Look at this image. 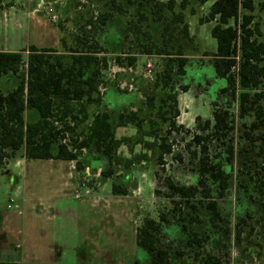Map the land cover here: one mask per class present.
Wrapping results in <instances>:
<instances>
[{
  "label": "rangeland",
  "instance_id": "1",
  "mask_svg": "<svg viewBox=\"0 0 264 264\" xmlns=\"http://www.w3.org/2000/svg\"><path fill=\"white\" fill-rule=\"evenodd\" d=\"M31 1L32 4L36 2ZM123 1L44 0L42 6H37V14L27 16L23 15L21 10L15 19L27 27L29 24L27 35L32 38L38 34L34 16L40 15L56 23L61 33L60 45L58 49L53 48L56 51L47 52L46 55L51 62L58 63L61 60L66 66L72 63L70 49L76 47V35L80 33L86 21L100 11L114 8V2L119 5ZM214 1L201 3L199 0H186V7L182 8L183 0H176L177 10L184 12L192 39L185 42V53L188 57L186 74H179L175 65L172 83L176 93H181L179 109L182 111L181 121L184 125L190 126L196 116L202 118L201 125L204 120H212L215 102L230 113L233 129L228 137L224 141L212 138L202 141L209 146L211 160L221 163L230 175L229 187L224 196H219L217 183L212 180L208 181V188L213 197L201 198L198 195L186 203L177 195L168 196L169 189L165 182L167 175L184 182L196 177L195 183L197 182L200 146L193 142L192 137L195 134H207L211 130H202L196 124L193 128L186 127L190 132L173 130L169 133V121L157 114L162 105L159 97L156 98L155 108L149 109L145 104L141 108V115L146 120L144 128L151 130L153 127L154 132L153 135L148 132L145 139L153 141L156 136L159 140L164 137L167 139L165 142L172 145V153L164 155L160 162L155 156L159 171L158 196L152 184L155 174V160L152 155H156L159 150L155 147V150H150L151 157L143 153V145L136 142L137 126L131 125L117 132L127 138L117 149L119 163L123 166L129 163L123 179L131 188L126 198L114 196V180L110 178L96 177L97 186L94 187L91 185L95 183V178L82 177L81 181L85 182L82 184L80 175L69 173L68 161H55L64 166L58 170L53 168L55 163L51 160L25 158L23 147L16 153L15 159L8 160L10 163L0 169V216L2 219L8 218L6 223H1L0 220V261H32L30 254L33 250L23 243V238L28 239L29 232H37V238L34 235L33 238L42 244L38 246L42 254L40 259L52 261L53 257L58 256V260L67 264H133L134 257H138L140 261L146 258L145 252L136 245L137 227L144 225L148 219H157L156 221L160 222V215H165L167 222H161L165 231L160 229L157 234L158 250L155 255H158L161 249H169L173 253L170 264H199L201 258L208 254L220 257L221 264H264V140L258 138L261 130L251 127L256 104L252 103L248 111L242 113L238 100L240 90L237 87L235 92H224L222 87L226 85V79L218 77L215 72L213 54L217 50V40L212 36V28L216 20L208 21L207 18ZM254 1L255 8L250 12L254 15V20L250 27H258L254 37L263 41L264 13L259 8L261 0ZM0 3L6 7L10 6L13 0H0ZM135 7L136 4L129 5L125 16L116 13L112 22L104 28L91 31L92 35L88 37L87 42V45H91L92 36H95L108 49V66L101 70L99 92L101 96L107 95V102L115 106L111 112L108 111L114 122L121 111H132L129 108H120L119 101L122 100L123 106L140 102L141 94L131 93V90L136 87L141 90L154 80L155 75L162 73L163 64L168 59H176L174 46L181 40V35L176 34L174 46L169 50L173 52L171 55H141L134 67L119 65L115 58L122 51L132 54L136 52L134 32L130 31L127 39L123 33L126 19L137 18ZM50 8L58 15L55 21L51 18ZM245 12L249 13L241 10V14ZM14 14L12 10L7 12L10 19ZM3 23L7 25V22L1 20V28ZM47 24L54 27L48 20ZM148 28V23H144L143 29ZM159 28L160 23H152L153 35H159ZM50 38L44 43L51 42L53 38ZM62 39L65 40L66 46L63 45ZM2 47L7 46L0 42V48ZM27 55L24 54L25 60ZM148 61L153 64L152 77L146 76ZM94 68L95 65H91L88 74H91ZM25 69L26 66L22 65L20 72ZM234 71H237L236 67ZM19 74L2 76L1 89L6 92L15 88L20 80ZM130 83L132 88H129ZM185 84L189 85L190 89L182 93L180 87ZM261 89L262 87L257 91ZM73 105L75 110L72 114L78 117L76 120L71 114L63 121L55 122L60 129L66 124L73 128V131L63 132L65 139L62 141L69 145L74 139L77 140L76 145L84 140L91 122V119L84 120L82 113H78V102H73ZM169 105L170 103H167L165 109L171 110ZM104 109L105 107L101 106L99 111ZM33 111L37 114L35 109ZM169 116H172V112L167 114V117ZM31 118L27 116L28 120ZM70 149L75 150L76 146L71 145ZM89 149L85 147L77 150L82 164L84 154ZM195 151H198V154H195ZM97 155L86 157L91 168L94 169L99 164L105 168L111 166L112 162L105 155ZM143 158L146 159L145 162H142ZM117 167L116 163V169ZM10 198H13L12 202ZM199 199H203V202L198 203ZM211 200L217 202L221 213V218L215 221H212V211L207 207ZM180 201L182 202L178 203ZM8 204L12 207L8 208ZM192 204L196 207H192ZM184 225L190 227V231L184 229ZM53 231L55 238L51 237ZM192 231L197 232L201 243L188 244ZM48 240H51L49 247L59 250L57 255L46 251L48 245L44 246V243Z\"/></svg>",
  "mask_w": 264,
  "mask_h": 264
},
{
  "label": "trees",
  "instance_id": "2",
  "mask_svg": "<svg viewBox=\"0 0 264 264\" xmlns=\"http://www.w3.org/2000/svg\"><path fill=\"white\" fill-rule=\"evenodd\" d=\"M201 3L207 0H199ZM186 0L182 2V8L186 7ZM136 4V19H126L124 35L127 39L130 31L135 34V53L122 51L117 55L115 61L123 67H134L138 60V55H171L169 50L174 46L176 34H180V42L175 47L176 59H168L163 64L162 73L155 75L153 81L148 85L153 88H161L167 91L165 97H161L162 105L157 110L160 118L169 121L171 133L173 130L190 132L182 124H177V117L180 114L178 107V93L172 83V73L177 65V72L186 74L188 57L185 53L187 40L192 36L186 23L184 12L177 10L176 0H124L119 5L114 2V8H107L89 18L81 27L80 33L76 35V47H72V63L64 66L61 60L53 63L47 52L56 51L50 47H36L30 45L28 49L21 51H0V77L9 73L19 74V82L12 90L4 92L0 87V168L4 167L10 160L16 157V153L24 147V154L29 159H62L76 160V167L81 169L82 162L78 159L79 151L82 148L95 149L105 155L112 163H119L117 156L118 147L127 139L117 138L115 130L117 126L134 125L138 127L137 143L143 147L157 148V161L160 162L163 156L172 153V145L166 143V138L148 141L145 136L151 130L144 128L145 118L141 115V107L134 111H121L116 122L111 119L108 111H98L89 115L87 105L95 102L100 104L102 96L99 92L101 84L100 76L102 68L108 66V49L102 42L92 36L91 45H87L91 31L102 29L115 18V14L125 16L129 5ZM255 8L254 0H215L211 5L207 15L208 21L216 20L212 28V36L217 40V50L214 55V69L218 77L226 79V85L222 90L233 91L238 89L239 104L242 113H246L250 105L255 103L253 110L254 120L251 123L253 129H260L259 139L264 140V40L254 37L255 29L250 25L254 20L252 12ZM259 8L264 13V0L259 2ZM244 9L248 12L241 14ZM116 10V11H115ZM148 23V29H143V24ZM152 23H160L159 35L152 33ZM88 27L90 29H88ZM124 39V38H123ZM63 45L66 42L62 39ZM123 43V40H122ZM123 44H121V47ZM27 51V59L24 54ZM100 54H104L101 55ZM129 55V56H128ZM22 65L26 66L20 72ZM91 65H95L91 74L88 70ZM236 67L237 71H234ZM260 87L262 89L257 91ZM189 85H182L181 91H187ZM157 96L153 93L145 94V105L155 108ZM73 101L81 104L77 108L78 113H82L83 119H91L88 133L84 140L77 144L74 139L70 144L76 146L75 150L70 149L69 144L63 142L65 131H73L71 125H64L63 129L55 125V122L63 121L74 112ZM170 103L171 110L165 109V105ZM35 109L38 114L36 121H28L25 118L26 110ZM141 110V111H140ZM172 112V116L167 114ZM76 120L78 117L73 115ZM196 124L202 130L211 131L207 134H195L193 142H197L199 149V166L197 169L199 178L195 184H180L170 175L165 177L166 186L169 189L170 197L179 196L180 200L189 202L190 198L198 195L201 198H210L211 192L208 188V181L217 183L218 194L223 197L229 187L230 175L226 172L221 163L211 160L209 146L202 143L210 138L224 141L233 126L230 121L228 109L220 108L215 102L213 107V119L204 120L197 116ZM153 126V121L151 122ZM202 144V145H201ZM232 152V147H229ZM155 150V149H153ZM157 152V151H156ZM198 154V151H195ZM144 156V155H142ZM197 156V155H195ZM111 163V164H112ZM129 166V163L126 164ZM114 172L109 167L103 175L109 176ZM159 178V171H156ZM113 192L126 194L128 188L125 185L113 183ZM168 192V191H167ZM156 193L160 191L157 188ZM182 201L178 202L181 203ZM199 199L198 203H202ZM192 207H196L192 204ZM207 207L212 211V221L221 218L218 204L215 200L207 203ZM175 208V207H174ZM161 222H167L165 215H160V222L155 219H148L146 223L137 229V244L139 249L148 252L151 256L142 260L140 264H165L170 258L169 249H161L158 255L157 234L161 229ZM184 229L190 231V227L184 225ZM192 236L188 239V244L201 243L197 232L192 231ZM153 256V257H152ZM155 256V257H154ZM0 264H62V263H30V262H4ZM199 264H221L220 257L215 254L203 256Z\"/></svg>",
  "mask_w": 264,
  "mask_h": 264
},
{
  "label": "crops",
  "instance_id": "3",
  "mask_svg": "<svg viewBox=\"0 0 264 264\" xmlns=\"http://www.w3.org/2000/svg\"><path fill=\"white\" fill-rule=\"evenodd\" d=\"M44 0H36V2L34 4H32L31 0H13V3L10 5V6H2L3 3H0V21L3 20V22H7V25H5L3 23V27L1 28V31H0V42H2L4 45H6L7 47H2L0 48V51H21L23 49H28V47L30 45H34L36 47H39V48H42V47H50V48H59V45H60V39H61V36H60V29L59 27L57 26L56 23H53L51 21L48 20L49 23H51L54 27H50L48 24H47V20L45 19V17L43 16H40V15H37V16H34L36 22H35V28L37 29L38 31V34H37V37H33L35 39H33L31 36L29 37L28 32H29V24H28V27L24 24H21L20 21H18L17 19H15L17 17V14H18V11H23V15H32V13H36L38 12V7L42 6L43 5V2ZM162 1H167V0H162ZM14 11L15 14L11 17V19L9 18V16L7 15V12L8 11ZM37 14V13H36ZM16 16V17H15ZM31 17V16H30ZM46 20V21H45ZM12 21V22H11ZM9 26V27H8ZM36 31V30H35ZM51 32V33H50ZM50 33L51 35V38L49 36ZM48 37L50 39H52L51 42L47 43L46 42L44 43L45 40L48 39ZM27 53V51L25 52ZM142 55H145V54H142ZM141 55H138V57H140ZM145 56H153V55H145ZM13 74V73H12ZM9 74H6V76H9ZM15 75V74H13ZM5 76V75H3ZM2 77V76H1ZM0 77V78H1ZM19 82V81H18ZM140 83V82H139ZM137 82V84H139ZM137 86V85H136ZM114 88V87H113ZM112 89V88H110ZM109 89V90H110ZM189 89H190V86H189ZM188 89V90H189ZM187 90V91H188ZM187 91H182L183 92H187ZM133 92H137L139 94H141V97L142 99H140V102L138 103H131L130 105L128 106H123L124 104L122 103V100L119 101L120 105H118L120 108L124 109V108H129L131 110H138L139 107H144V104H145V94L148 92V93H153L157 96V98H161V97H165L167 95V91L166 90H162L161 88H153L149 85H147L146 87H142L141 90L138 89V87L135 88V90H131V93ZM121 93V92H119ZM180 94H178V107H180L179 105V97H180ZM73 102H78V104L81 102L79 101H73ZM72 102V103H73ZM77 104V103H76ZM101 105L98 106L99 104L95 103V102H92L90 104L87 105V111L88 112H91V114H89L90 116H92L93 113H97L99 111V108L102 106L105 107L104 110L106 111H110L111 112V109L114 108L115 106H112L111 104H109L107 102V95L104 97L102 96V101L100 103ZM79 106V105H78ZM180 110V109H179ZM27 116H29L31 118V120H28L27 119ZM181 117H182V111H180V114L179 116L177 117L176 121L178 122V124H182V121H181ZM197 117V116H196ZM196 117L194 118V121L193 123L190 125V126H186L184 125L185 127L187 128H193L195 125H196ZM25 118L26 120L28 121H36L38 119V114L34 113L33 110H26L25 111ZM128 126H131V125H126V126H117L116 130H115V134H116V137L117 138H120L122 137L121 134H118V130L120 129H125L127 128ZM151 149L149 148H145L144 147V151L143 153L146 155V156H149L151 157ZM92 154H98L97 156L99 155H103L101 154L100 152H98L97 150L95 149H89V151L87 153L84 154V158H83V167L81 169H78L76 167V160H65V161H68V171L69 173L73 174L74 176L75 175H80L81 178H80V182L83 184L85 182L81 181L82 177L84 178H95V183L91 186H97V178H110L112 180H114L113 183H116L118 185H125L127 186L128 188V192L126 194H122V193H115L113 192L114 196L115 197H124L126 198L129 193H130V185L128 184L127 181L123 182V179H124V176L126 175L127 171H128V167L127 166H123L121 164H118V167L116 169V164L115 163H112L110 167H112L114 169V172H112V174H110L109 176H106V175H103V172L108 169V168H105L103 165L99 164L97 165L94 169L91 168V166L88 165L87 163V160H86V157L88 155H92ZM158 155V152H156V155H152V157L154 158L155 160V174H154V179L152 181V184L154 185L155 187V194L158 196V194L156 193V189H157V177H156V171H158V168H157V161H156V157ZM23 156L26 158L25 154H24V151H23ZM156 156V157H155ZM15 159V158H13ZM28 159V158H27ZM78 159H79V156H78ZM46 160H51L55 163V161H60L62 159H53V158H50V159H46ZM143 161L142 162H145L146 159L143 158L142 159ZM10 162H8L4 167L2 168H5ZM63 166V164H61L60 162H57L55 163V165L53 166V168L55 169H61ZM64 167V166H63ZM0 168V169H2ZM87 175H91V176H87ZM97 177V178H96ZM112 177V178H111ZM195 178L196 177H193L191 179H189V181L187 182H184V181H181V180H178V179H175L173 178L176 182L180 183V184H195ZM113 190V189H112ZM9 205V204H8ZM12 207V206H11ZM11 207H8V208H11ZM8 218H1L0 216V220H1V223H6ZM157 220V219H155ZM138 229V227H137ZM161 230L164 232L165 231V227L164 225H161ZM37 232H29V237L28 239L26 238H23V243L27 244V246L33 250L32 254H30V257H31V260L32 261H28L30 263H62V264H67V263H64V262H61L59 259V257H53L52 261H48V260H44V259H40L39 257H41L40 255V252L38 250V246H42L41 243L38 242V240L34 239L33 238V235L35 236ZM28 235V233H27ZM54 237L55 238V234H54V231L51 233V237ZM35 238H37L35 236ZM51 240H48L44 243V246H47L48 245V248H47V252L49 254H52V255H57L59 250L56 248V247H49V242ZM56 241V239H55ZM23 243L21 242V246L23 245ZM136 245L138 247V244H137V232H136ZM146 254V257H150L151 255L147 252H145ZM171 256L169 259H167L165 261V264H170V260L172 259L173 257V253H170ZM146 259V258H145ZM140 260L138 257H134L133 259V264H140ZM24 263V262H23Z\"/></svg>",
  "mask_w": 264,
  "mask_h": 264
},
{
  "label": "built area",
  "instance_id": "4",
  "mask_svg": "<svg viewBox=\"0 0 264 264\" xmlns=\"http://www.w3.org/2000/svg\"><path fill=\"white\" fill-rule=\"evenodd\" d=\"M49 12L51 14V18L52 20H57L58 19V15L54 12L53 8H50L49 9ZM153 75V64L151 61H148L147 64H146V76L147 77H152ZM133 85L130 83L129 84V88H132ZM10 201L12 202L13 201V198H10ZM8 207H11V204L8 205Z\"/></svg>",
  "mask_w": 264,
  "mask_h": 264
}]
</instances>
